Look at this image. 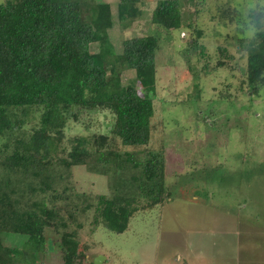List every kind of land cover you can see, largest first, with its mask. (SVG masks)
I'll return each instance as SVG.
<instances>
[{"label":"trees","instance_id":"obj_1","mask_svg":"<svg viewBox=\"0 0 264 264\" xmlns=\"http://www.w3.org/2000/svg\"><path fill=\"white\" fill-rule=\"evenodd\" d=\"M82 2L0 3V264H36L41 246L53 234L63 264H93L76 231L80 195L52 187L53 167L62 160L68 168L90 165L91 172L112 181L114 189L97 196L91 209L93 225L116 234L124 233L138 212L170 199L191 201L189 196L197 192L191 194L190 187L206 175L195 170L184 177L186 186L170 187L162 153L147 151L140 157L138 152L137 156L122 152L127 147L139 150L151 140L156 54L160 35L183 26L179 0H158L151 12L152 29L122 39L118 49L109 39L114 17L110 6L91 0L83 8ZM205 2L197 0L195 6ZM142 3L118 1L121 31H129L140 20ZM246 18L248 22L235 9L220 14L222 21L237 26L235 42L245 58L240 89L245 86L252 100L264 94V10H250ZM251 25L260 31L255 39L245 35ZM199 35L189 46L202 57L205 47ZM91 46L97 51L92 52ZM125 65L134 79L122 85L120 71ZM194 86L199 91V85ZM105 111L113 118L107 133L76 136L69 140V149L63 147L70 121L78 123L89 113ZM130 171H137L138 177L129 180ZM8 234L24 236L26 241L12 246L4 240Z\"/></svg>","mask_w":264,"mask_h":264},{"label":"rangeland","instance_id":"obj_2","mask_svg":"<svg viewBox=\"0 0 264 264\" xmlns=\"http://www.w3.org/2000/svg\"><path fill=\"white\" fill-rule=\"evenodd\" d=\"M82 1L88 8L91 0ZM93 1L112 10L109 39L116 49L122 39L152 29L151 12L158 0H142L144 14L126 32L116 20L119 0ZM196 1L179 0L182 28L160 35L151 140L139 150L127 147L122 152L140 157L147 151L162 153L170 187L185 185L184 177L195 170L205 172V178L190 187L191 194L197 192L189 196L191 201L170 199L138 212L128 229L116 234L93 225L91 209L97 196L114 189L112 181L91 172L90 165L68 168L62 160L53 167L52 187L80 195L76 231L88 247L89 261L102 256V264H264V94L250 100L247 88L240 89L245 58L236 46L237 26L220 19L223 9H235L248 22L250 10H264V0H206L203 7L195 6ZM198 32L205 57L189 46ZM133 79L125 65L122 85ZM221 93L230 97L221 98ZM112 119L105 111L70 121L63 147L69 149L76 136L107 133ZM126 174L129 180L138 177L137 171ZM4 240L21 246L26 237L8 234ZM40 251L36 264H63L56 234L47 236Z\"/></svg>","mask_w":264,"mask_h":264},{"label":"clouds","instance_id":"obj_3","mask_svg":"<svg viewBox=\"0 0 264 264\" xmlns=\"http://www.w3.org/2000/svg\"><path fill=\"white\" fill-rule=\"evenodd\" d=\"M260 34L259 29L255 25H251L245 33L248 39H255Z\"/></svg>","mask_w":264,"mask_h":264},{"label":"water","instance_id":"obj_4","mask_svg":"<svg viewBox=\"0 0 264 264\" xmlns=\"http://www.w3.org/2000/svg\"><path fill=\"white\" fill-rule=\"evenodd\" d=\"M103 257L102 256H98L96 258L93 259V264H102L103 262Z\"/></svg>","mask_w":264,"mask_h":264},{"label":"crops","instance_id":"obj_5","mask_svg":"<svg viewBox=\"0 0 264 264\" xmlns=\"http://www.w3.org/2000/svg\"><path fill=\"white\" fill-rule=\"evenodd\" d=\"M92 262H93V260H92Z\"/></svg>","mask_w":264,"mask_h":264}]
</instances>
